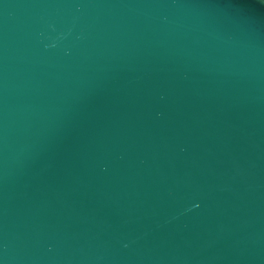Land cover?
<instances>
[{"label": "water", "instance_id": "1", "mask_svg": "<svg viewBox=\"0 0 264 264\" xmlns=\"http://www.w3.org/2000/svg\"><path fill=\"white\" fill-rule=\"evenodd\" d=\"M0 264H264V0H0Z\"/></svg>", "mask_w": 264, "mask_h": 264}]
</instances>
